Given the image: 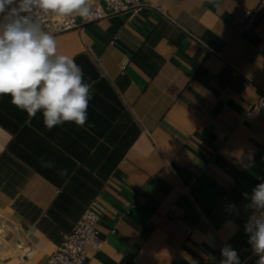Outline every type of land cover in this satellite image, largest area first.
<instances>
[{"label":"crops","instance_id":"1","mask_svg":"<svg viewBox=\"0 0 264 264\" xmlns=\"http://www.w3.org/2000/svg\"><path fill=\"white\" fill-rule=\"evenodd\" d=\"M145 1L53 34L93 84L84 127L0 96V264H45L94 201L85 264H220L225 244L257 264L242 194L264 178V3Z\"/></svg>","mask_w":264,"mask_h":264},{"label":"clouds","instance_id":"2","mask_svg":"<svg viewBox=\"0 0 264 264\" xmlns=\"http://www.w3.org/2000/svg\"><path fill=\"white\" fill-rule=\"evenodd\" d=\"M93 7L94 0H0V96L10 95L11 103L29 116L41 111L48 129L65 122L84 127L93 84L85 81L74 58L58 54L57 40L45 30L44 18L88 19ZM242 195L251 212L244 225L248 244L259 257L257 264H264V178ZM225 208L238 214L234 204ZM220 251V264H242L230 244Z\"/></svg>","mask_w":264,"mask_h":264},{"label":"built area","instance_id":"3","mask_svg":"<svg viewBox=\"0 0 264 264\" xmlns=\"http://www.w3.org/2000/svg\"><path fill=\"white\" fill-rule=\"evenodd\" d=\"M97 1H102L103 4H99ZM263 3L264 0H262L258 8H260ZM147 5L145 0H96L94 1L93 7L94 14L90 18L83 19L79 16H74L70 20L65 21L54 15H48L44 18V27L46 31L55 34L72 27L80 26L84 23L97 21L114 13L127 12L132 17L143 8L147 7ZM255 14L256 11L252 13L247 12L243 16H240L238 18L236 31L239 33L250 31L255 19ZM77 18H79L80 21H78ZM124 65L125 64H122V68H124ZM234 75L238 76L239 73L234 72ZM243 84L247 86L248 82L245 80ZM250 109L257 110L264 114V91L260 92L257 102L250 106ZM189 188L190 187H186L185 192H187ZM98 207V201L92 202L74 227L70 231L62 233L60 244L48 257L45 264H85L88 247H93L96 250L102 247L104 242L99 238V232L96 228L99 221V215L96 212ZM32 254L33 250L29 248L25 251L24 257L27 259Z\"/></svg>","mask_w":264,"mask_h":264},{"label":"bare ground","instance_id":"4","mask_svg":"<svg viewBox=\"0 0 264 264\" xmlns=\"http://www.w3.org/2000/svg\"><path fill=\"white\" fill-rule=\"evenodd\" d=\"M17 248H18V247H17ZM15 249H16V248H15ZM15 249H14V250H15ZM16 250H17V249H16ZM19 250H20V249H19ZM13 253H15V251H13ZM13 263L15 264V263H16V261H14Z\"/></svg>","mask_w":264,"mask_h":264}]
</instances>
